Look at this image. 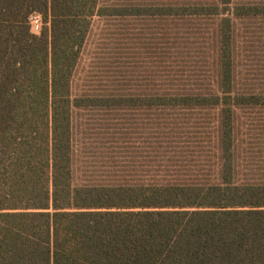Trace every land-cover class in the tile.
<instances>
[{
	"label": "trees",
	"instance_id": "obj_1",
	"mask_svg": "<svg viewBox=\"0 0 264 264\" xmlns=\"http://www.w3.org/2000/svg\"><path fill=\"white\" fill-rule=\"evenodd\" d=\"M254 15L264 0H0V264H264V162L240 157L235 120L237 108L264 104V90L239 87L235 72V21ZM97 16L213 19L211 74L76 89ZM124 104L215 107L213 134L196 141L213 145L215 162L189 163L197 136L167 131L157 147L141 141L146 158L126 160L122 178L79 179L75 110Z\"/></svg>",
	"mask_w": 264,
	"mask_h": 264
},
{
	"label": "rangeland",
	"instance_id": "obj_2",
	"mask_svg": "<svg viewBox=\"0 0 264 264\" xmlns=\"http://www.w3.org/2000/svg\"><path fill=\"white\" fill-rule=\"evenodd\" d=\"M213 23L211 18L194 20L172 16L164 20L146 16L94 17L75 72L74 87L90 93L126 92V87L136 85L148 84L155 88L160 84H195L200 77L205 80V76L211 74L215 57L213 35L208 32L212 31ZM41 26L40 14H33L31 31L38 34ZM174 32L179 33L174 35ZM235 39L238 86L264 90V16L235 21ZM216 113L213 106L127 107L124 104L76 109L73 126L77 176L99 180L122 178L114 176L126 175V160L138 162L146 158L143 157L146 153L141 151L149 144L141 141L149 140L153 146L157 144L154 140L158 134L167 131L174 135L197 136L191 138L195 143L184 147L190 149L188 158L192 161L189 163L211 165L215 162L213 145L197 142L208 140L213 134ZM235 120L242 140L240 157L264 162V104L237 108ZM165 144L168 150L175 146ZM151 156L153 160L155 156L164 157L161 153ZM179 157L180 153L176 155L181 159Z\"/></svg>",
	"mask_w": 264,
	"mask_h": 264
}]
</instances>
